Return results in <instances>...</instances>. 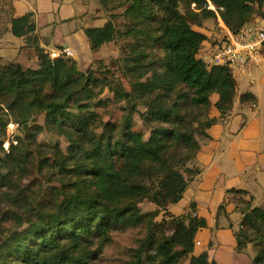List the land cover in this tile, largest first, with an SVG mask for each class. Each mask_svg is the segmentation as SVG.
I'll list each match as a JSON object with an SVG mask.
<instances>
[{"label":"trees","instance_id":"trees-1","mask_svg":"<svg viewBox=\"0 0 264 264\" xmlns=\"http://www.w3.org/2000/svg\"><path fill=\"white\" fill-rule=\"evenodd\" d=\"M125 1L128 6L124 15L130 23L123 33L133 42L124 69L133 80L129 91L115 92L118 101L127 103L122 121L103 124L100 133L96 131L99 116L92 111L91 100L95 88L103 89L106 82L93 68L81 71L72 57L52 59L44 52L34 12L9 17L10 32L35 46L39 66L29 68L20 61L0 65V106L22 112L23 117L43 114L46 120L45 126L34 120L28 127L23 118L6 119L25 133L16 144L11 142L10 152L17 158L24 143L37 148L38 134L46 128L64 135L69 141L68 157L61 160V150L56 146L53 160L73 181L62 191L63 200L41 211L37 219L28 220L27 227L5 237L0 232V264H89L110 240L113 226L129 227L144 221L146 215L141 213L140 204L145 199L163 207L168 221L160 239L155 238L159 224L150 229L134 264H221L210 260L207 250L196 253V234L207 227V221L196 214L195 203L182 215L167 211V206L179 202L190 182L201 174L197 167L190 178L186 177L182 169L190 168L180 164L175 149L187 147L183 160H195L201 144L194 139L197 131L190 110L205 114L202 134L208 139L207 130L216 122L210 117L211 96L219 95L215 106L221 116L232 110L237 96L238 83L231 69L208 67L198 56L210 38L199 28L205 20L217 18L209 5L217 8L231 30L238 31L256 21V16L264 18V0ZM85 33L91 50L96 52L113 41L118 32L109 20L103 26L85 28ZM173 94H178L179 100L175 101ZM240 101L256 103L257 98L247 92ZM141 106L146 111H141ZM136 114L145 124H152L148 136L135 128ZM0 135L3 148L7 132L1 124ZM44 162L49 164V159ZM240 225L241 229L235 231L238 252H244L253 237L264 242V208L245 213ZM168 229L171 234L165 232ZM145 246L153 247L154 252L146 251L143 261ZM252 264H264V244Z\"/></svg>","mask_w":264,"mask_h":264},{"label":"rangeland","instance_id":"rangeland-1","mask_svg":"<svg viewBox=\"0 0 264 264\" xmlns=\"http://www.w3.org/2000/svg\"><path fill=\"white\" fill-rule=\"evenodd\" d=\"M81 1L79 7L85 6L86 10H84V15L88 17L87 20L90 26H103L109 20H112L118 32L113 41L105 43L98 51L93 52L87 48L80 53L79 69L81 71H86L88 68H93L97 77L103 80V82H106L103 89H101L102 87L95 88L96 95L91 100L92 111L99 116L97 122L99 127L96 131L100 133L103 130V124L120 123L126 113L125 107L127 103L118 101L115 98V92L129 91L131 88L130 83L133 80V76L124 69V59L130 55V47L133 38L123 33L127 30L130 23L129 18L124 15V11L128 6L125 0ZM85 8L83 7V9ZM12 15L13 8L11 0H0V17L2 18L0 22L4 23L0 24V29H3L2 34L7 32L5 30L6 28H10L9 17H12ZM254 19L256 21L264 20L261 16H256ZM77 22L78 21L75 20L61 25L62 31L66 30L68 27L73 28L78 26ZM199 29L206 33L208 38L210 37L207 41L212 40L213 34L220 33V28L215 18L205 20L203 27ZM8 31H10V29ZM4 36L6 38H3L5 41L3 43H8L6 40L9 38L13 39V41L18 40V38L11 33H6ZM54 39H61L58 30ZM207 41L205 42L206 46L209 44ZM39 45L43 47L44 52L50 53V50H47L41 44L40 40ZM13 46L15 47L17 45L13 43ZM147 51L150 52L151 50L148 49ZM157 53L161 54V51L158 50ZM13 56L14 57L10 55L6 58L11 62L20 61L29 68H37L39 66V57L35 46L33 44H27L26 41L24 45L21 46L20 54L16 51V54L14 53ZM10 61L8 62L4 57L0 56V65L8 64ZM261 69L262 67L260 66L251 70V74H244L242 76H238V74L235 73V75L237 74V77H234L238 83V94L248 90L259 92L260 85L258 83L259 78L257 79V77L259 73H261ZM252 78L257 80L256 85L251 84L250 81ZM46 92L49 93L50 89L48 88ZM172 97L175 101L179 100L178 94H173ZM236 101L238 102V96ZM171 103L173 102H170V104ZM140 110L146 111V107L141 106ZM259 111L261 115L264 116V98L260 104ZM246 112L249 113L250 111L246 109ZM21 113L22 112L4 110V106H0V124L6 127L7 132V138L3 143V148L0 147V232L4 237L11 231L27 227L28 220L37 219L41 211L50 210L54 205L62 201L64 198L62 191L68 188L70 183L72 185L73 181H69V179L72 178H66V175L54 165L55 162L53 160V155H55L54 147L56 146L61 150V155H59L61 156V160L67 159L69 154V141L66 136L58 135L48 128L38 134L39 145L37 148H30V146L24 143L19 147L18 151H20V153L18 157L13 158L10 152L11 142L16 144L18 138H23L25 133L22 131L21 126H11L6 119L22 120L23 118V120L28 123V127L34 120L41 125L45 126L46 124L43 114L26 115L23 117L20 116ZM250 115H252V111ZM190 119L193 122L194 131H197L194 133V139L201 144L206 140L202 134L205 114L199 109H191ZM135 122V128L145 131L148 136L149 127L152 124H145L138 114L135 115ZM199 123L200 126L197 128ZM2 139L3 137L0 135V140ZM175 151L179 154L180 164L190 168L189 171L184 170L185 168L182 169L184 175L190 178L197 168L195 160H183L188 154L187 147H177ZM46 159H49V164H45L44 161ZM224 164L227 166L229 180L235 182V179L241 178L232 160L228 159L224 161ZM253 167L254 165H249L247 167L248 172L253 171ZM261 177L264 178V175H261ZM64 183H68V185L65 186ZM234 193L227 198V200H230V203L226 201V205L231 204L233 214L231 213L232 215L230 214L229 218L231 222L233 221L232 225L235 226V230L239 231L241 229L240 223L245 213H252L255 208H264V179L259 182L257 187L251 190L244 193ZM140 206L142 210L141 213L146 215L144 221L139 225L129 227L113 226L110 231V240L105 243L98 252L99 255L89 264H134L138 258L137 251L139 249L142 250L144 242L151 234L150 229L154 227L155 223L159 224L157 230H155V238H161L163 235L162 228L167 225L168 221L167 215L163 212V207L158 206L148 199L143 200ZM232 225H230L227 230L232 231ZM227 226H229L228 221ZM165 232L167 234L172 233L169 229ZM222 235L219 236V238L216 237L214 241L216 246L219 245L217 242L222 240ZM226 240H228V235H225L222 244L220 243V245L217 246L220 247V249H217L216 252L211 251L212 254L214 252L215 258L211 257L212 255L210 258L218 263H220V261H225L230 264H252L253 259L259 254L264 244L262 239L253 237L245 251L238 252L232 250L227 245L224 246L223 241L226 242ZM97 246L98 244H95L94 248L96 249ZM202 246L205 247L206 245L202 244ZM145 248L146 250L141 254L143 261L146 260V251L147 254L154 252V248L151 246H145ZM197 250L199 251L201 249L198 247Z\"/></svg>","mask_w":264,"mask_h":264},{"label":"crops","instance_id":"crops-1","mask_svg":"<svg viewBox=\"0 0 264 264\" xmlns=\"http://www.w3.org/2000/svg\"><path fill=\"white\" fill-rule=\"evenodd\" d=\"M81 2V0H11L12 17L19 18L28 12H34L37 34L41 44L50 51L67 48L73 50V58L77 60L79 65L82 50L89 48L92 51L85 28L93 27L89 25L88 17L84 15L85 6L79 7ZM75 20L78 21V26L68 27L62 31L61 25ZM262 21L264 23V20ZM57 30L61 39L55 40ZM6 33L11 32L7 31ZM5 34L0 35V56L9 62L10 60L6 57L10 55L14 57L16 51L20 54L25 39L16 36L17 41L9 38L6 40L8 43H3L5 42L3 40ZM13 43L18 47H14ZM260 66L262 67L261 73L257 77L260 85L259 92L248 90L238 94L237 90L238 102L236 96L232 110L225 116H221L215 106L219 95L215 93L211 96L210 117L215 118L216 122L207 130L210 137L201 143V147L196 154L195 163L201 169V174L190 182L179 202L167 206V211L177 216L189 211L191 204L195 203L196 214L206 219L207 227L201 228L196 234L195 249L197 254L207 250L209 256L212 255L211 257L215 258L214 252L212 254L211 251L216 252L217 249H220L217 246L220 243L222 244L225 235H228V240L223 241V245L237 251L236 230L235 226L232 225L233 221L231 222L229 218L233 209L231 204L226 205V201L230 203L227 198L234 192L240 193L237 192L238 190L248 191L257 187L259 182L264 179L261 177V175H264V116L259 111L264 98V55L258 64L238 76L251 74V70ZM250 82L252 85L257 84V80L253 78ZM247 92L256 96V103H242L240 101V96ZM246 109L252 111V115H250V112L247 113ZM228 159L234 162L235 169L242 179H235V182L229 180L227 166L224 164V161ZM249 165H254L253 171L248 172L247 167ZM222 204L224 207L220 209ZM163 212L165 213V211ZM227 221L229 226H227ZM230 225H232V231L227 230ZM221 235L222 240L217 242L219 245L216 246L214 241L216 237L219 238ZM202 244L206 246L203 247ZM198 247L201 250L198 251ZM210 260L213 259L210 258ZM220 263L230 264L225 261H220Z\"/></svg>","mask_w":264,"mask_h":264},{"label":"built area","instance_id":"built-area-1","mask_svg":"<svg viewBox=\"0 0 264 264\" xmlns=\"http://www.w3.org/2000/svg\"><path fill=\"white\" fill-rule=\"evenodd\" d=\"M216 14L219 34H213L208 46L204 43L199 52L201 59L208 67L227 66L238 75L247 72L258 64L264 55V24L252 21L244 24L238 31L231 30L222 19L217 8L210 4ZM52 59L65 56L74 57L70 49H55L49 53ZM236 74V75H237Z\"/></svg>","mask_w":264,"mask_h":264}]
</instances>
